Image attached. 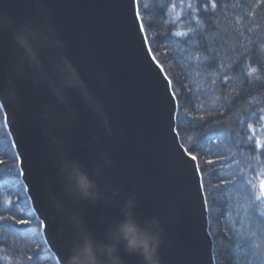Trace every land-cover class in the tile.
<instances>
[{
  "label": "water",
  "instance_id": "95a60500",
  "mask_svg": "<svg viewBox=\"0 0 264 264\" xmlns=\"http://www.w3.org/2000/svg\"><path fill=\"white\" fill-rule=\"evenodd\" d=\"M25 29L39 68L14 37ZM152 56L135 0H0V107L56 262L59 251L69 264L87 237L115 245L122 264H145L117 238L130 215L158 236L159 264H216L172 82ZM64 61L75 86L64 83ZM77 172L91 195L81 194Z\"/></svg>",
  "mask_w": 264,
  "mask_h": 264
},
{
  "label": "trees",
  "instance_id": "16d2710c",
  "mask_svg": "<svg viewBox=\"0 0 264 264\" xmlns=\"http://www.w3.org/2000/svg\"><path fill=\"white\" fill-rule=\"evenodd\" d=\"M215 3L213 10L209 0H140V16L153 55L172 82L181 143L200 157L204 169L216 264H264V258L254 257L243 240H230L260 229L264 220V203L257 193L264 179V155L246 142L252 134L248 124L255 127L258 138L264 136V121L258 122L264 115L260 111L264 108V0ZM204 4H209L207 12ZM189 28L194 29L190 39L172 34ZM15 155L0 107V157L12 161ZM210 161L218 163L210 165ZM12 174H0V215L5 217L20 215L17 197L31 206L24 185L4 184ZM5 198L13 201L10 209ZM35 227L0 221V264H57L33 232ZM29 255L33 261L27 260Z\"/></svg>",
  "mask_w": 264,
  "mask_h": 264
},
{
  "label": "snow or ice",
  "instance_id": "6c2138e0",
  "mask_svg": "<svg viewBox=\"0 0 264 264\" xmlns=\"http://www.w3.org/2000/svg\"><path fill=\"white\" fill-rule=\"evenodd\" d=\"M211 9L215 10L217 8V4L215 3V0H209ZM191 8V5H189ZM209 4H204L203 9L205 12L208 11ZM194 11H199V9H194ZM135 16L137 19V22L140 25V28L143 29V24L140 21V0H135ZM195 20V23L197 26L200 25V20L197 18H193ZM194 31V29L189 28L188 31H175L172 34L176 37L184 38L189 37V33ZM190 39V37H189ZM154 55L152 56L153 59ZM154 60V59H153ZM155 61V60H154ZM157 63H159L157 61ZM169 80L166 83V86L168 85ZM260 111L264 113V108H261ZM255 115V113H254ZM264 121V115H260L258 117V122ZM5 122L7 123V118H5ZM248 130L251 132V135H248L246 138V142L250 144H254L255 148L254 150H262L261 154L264 155V136H260L258 138V134L256 132L255 127L252 124H248ZM262 131H264V126H262ZM12 147L16 148L17 145L13 141ZM193 169L196 172L197 180L199 183V186L201 188L206 189L207 185L204 182V169L201 167H198V160L200 159L199 156H190L189 157ZM210 165H216L215 161H210ZM3 172L8 173H14L12 174L8 180L4 181L5 185L11 184L14 186L17 185H24L25 189L27 190V185L25 184V180L21 179L25 176V169L23 168V161L20 157L19 152L16 153L14 159L12 161H9L3 157H0V174ZM257 193L260 196V202L264 203V179H261L258 186ZM18 200L21 202L18 204V207L20 209V215H10L8 217H5L3 215H0V221H3L5 219H8L12 221L15 225L19 226L20 228H27L31 224H35L36 227L33 229V232H35L37 235L40 236V238L44 241L45 244V251L51 252L52 247L50 246V242L47 240L48 237V229L50 228V224L46 217L40 215L37 213V210L35 209L34 204L31 206H27L26 203L20 198L17 197ZM30 199V198H29ZM4 205L8 207L9 209L13 206V201L11 198H5ZM260 223L262 227L258 230H248L242 233H239L237 235H234L230 237L231 239H239L243 240L248 250L251 252V254L256 258H264V252L261 251L262 246H264V220H260ZM39 251V243L37 244V252ZM57 257L58 264H63V257L59 251L55 253ZM37 261L41 260V257L39 254L35 257ZM28 261H33V256L29 255L27 257Z\"/></svg>",
  "mask_w": 264,
  "mask_h": 264
},
{
  "label": "clouds",
  "instance_id": "9594fccd",
  "mask_svg": "<svg viewBox=\"0 0 264 264\" xmlns=\"http://www.w3.org/2000/svg\"><path fill=\"white\" fill-rule=\"evenodd\" d=\"M33 34L31 29H25L14 33V37L17 45L26 54L29 63L39 68L38 57L29 41V35ZM63 72L65 73L64 83L66 86H75L79 83L78 77L67 61H64ZM73 170L76 171L75 168ZM76 183L82 195L86 197L91 195L90 189L93 185L86 175L77 172ZM151 224L154 225L155 222L153 221ZM117 238L124 242L129 253L140 254L144 258L145 264H159L157 256L158 236L141 229L131 219L130 215L117 227ZM116 252L115 245L97 247L86 237L83 243L74 250V255L70 258L69 264H103L100 259L101 256H107L109 264H122Z\"/></svg>",
  "mask_w": 264,
  "mask_h": 264
}]
</instances>
